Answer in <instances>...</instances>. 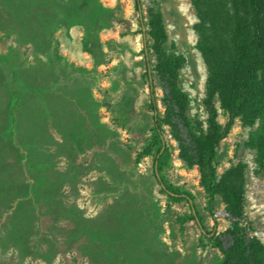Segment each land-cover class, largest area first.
I'll list each match as a JSON object with an SVG mask.
<instances>
[{"label":"rangeland","instance_id":"374dc122","mask_svg":"<svg viewBox=\"0 0 264 264\" xmlns=\"http://www.w3.org/2000/svg\"><path fill=\"white\" fill-rule=\"evenodd\" d=\"M103 1L115 8L116 17L96 43L87 39L94 48L89 51L82 25L55 26L49 8L0 0V187L23 175L37 188L36 195L26 187L9 194L13 206L32 198L37 218L26 242L4 241L3 224L14 210L6 208L0 219V264H221L222 254L204 235L198 215L216 232L230 227L231 216L220 197L209 209L199 168L187 167L170 130L164 131L171 159L163 175L193 199L172 200L162 191L158 156L136 160L154 125L155 81L147 74L154 57L144 52L146 26H140L150 7L161 9L169 39L186 59L180 82L190 95L189 114L207 118L208 70L196 47V11L191 0H141L140 10L135 0ZM19 18L29 19L35 31H22ZM14 81L30 88L20 93L12 115ZM162 96L157 87L160 110ZM217 107L225 124L228 116L219 102ZM249 131L236 120L219 146L217 166L222 172L239 161L247 164L246 211L264 243V171L254 172V152L245 147ZM192 211L195 218L188 217ZM106 213L121 216L125 232L114 250L80 228L108 237Z\"/></svg>","mask_w":264,"mask_h":264},{"label":"trees","instance_id":"16d2710c","mask_svg":"<svg viewBox=\"0 0 264 264\" xmlns=\"http://www.w3.org/2000/svg\"><path fill=\"white\" fill-rule=\"evenodd\" d=\"M12 1L32 8H49L56 16L55 26L69 29L74 24L82 25L85 30L84 47L89 51L94 48H91V42L87 39L92 37V42L96 43L101 31L109 28L116 17L115 8L106 6L103 0ZM191 3L198 18L194 25L198 36L196 47L208 70L204 98L207 118L204 121L189 114L190 95L180 82V73L186 59L170 41L161 9L150 7L147 16L142 14L140 26H146L144 52L148 58L154 57L151 73L147 72L155 81L150 102L154 125L149 140L136 160L140 161L147 156L156 159L158 156V169L165 185L162 191L172 200L185 198L190 201L194 198L189 190L170 183L163 175L171 159L170 149L164 145V131L167 127L177 141L179 155L187 167L199 168L209 209L220 197L231 216L230 227L216 232L209 231L198 215L204 235L222 254L221 264H264V243L255 234L253 220L246 211L247 164L239 161L222 172H219L217 166L219 146L230 135L239 119L250 128L245 147L254 152V172L258 175L264 171V0H191ZM135 6L140 10L141 0H135ZM28 20L19 18L16 24H20L24 32L35 31ZM17 82L14 81L10 86L15 97L12 115L18 109L20 93L24 95L30 88L18 87ZM157 87L163 90V110L158 107L155 97ZM217 102L228 116L225 124L218 119ZM14 122L13 118L12 126ZM7 160L11 163L10 158ZM22 187L36 195L37 188L25 182L23 175L20 179L14 178L8 186L0 187V219L6 208L14 209L3 224V230L7 232L3 240L15 244L27 241L37 218L32 198L22 199L15 206L12 205L13 200L9 194ZM4 197L9 200L3 202ZM51 197L53 194L47 195L46 199ZM106 216L110 219L111 233L105 238L84 232V228L80 227L83 215L77 219L82 234H88L90 239L100 244H110L114 250L125 237V232L121 230L123 223L121 216L109 213ZM188 217L195 218L196 215L192 211Z\"/></svg>","mask_w":264,"mask_h":264}]
</instances>
